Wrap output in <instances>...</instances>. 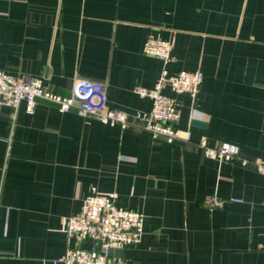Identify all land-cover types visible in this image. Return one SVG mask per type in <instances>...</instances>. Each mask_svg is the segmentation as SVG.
I'll return each instance as SVG.
<instances>
[{"label": "crops", "instance_id": "1", "mask_svg": "<svg viewBox=\"0 0 264 264\" xmlns=\"http://www.w3.org/2000/svg\"><path fill=\"white\" fill-rule=\"evenodd\" d=\"M150 34L175 38L170 61L143 52ZM163 68L204 73L195 97L163 89L180 111L173 142L138 117L122 127L45 100L32 113L21 104L12 126L0 105V264L92 248L68 237L67 219L111 193L144 215L131 264H264V0H0V70L12 76L63 97L77 79L100 82L108 107L133 114L152 107L135 87H154ZM203 137L240 155L210 157ZM213 194L222 206L207 204Z\"/></svg>", "mask_w": 264, "mask_h": 264}, {"label": "built area", "instance_id": "2", "mask_svg": "<svg viewBox=\"0 0 264 264\" xmlns=\"http://www.w3.org/2000/svg\"><path fill=\"white\" fill-rule=\"evenodd\" d=\"M174 44V37L164 39L150 34L144 42L143 52L168 62L171 60L170 53ZM203 77L204 73L200 69L170 72L163 68L154 87H135L141 97L151 99V109L137 110L129 114L108 107L105 86L100 82L77 79L71 96L63 97L46 89L38 78L15 77L0 70V105L12 108V126L21 104H25V110L32 113L40 100H45L56 104L62 112L75 108L81 116L94 115L102 122L119 124L122 127L135 125L132 119L138 117L144 122L141 125L143 129L173 142L181 137L175 126L180 111L176 100L165 94L163 89L169 86L177 93L195 97ZM200 145L208 156L218 160H230L240 155L239 146L229 141H224L219 146H211L203 137ZM242 161L247 162L246 159ZM255 165L259 171H264V158L256 161ZM116 198L117 194L111 193L89 195L84 199L82 208L67 219L65 230L68 237L92 239L94 246L81 248L69 243L62 255L52 259V264H131L123 258L108 256L107 252L109 249H125L138 244L144 232V215L118 206ZM231 200L241 201L239 198ZM206 202L211 207H220L224 200L213 194Z\"/></svg>", "mask_w": 264, "mask_h": 264}, {"label": "water", "instance_id": "3", "mask_svg": "<svg viewBox=\"0 0 264 264\" xmlns=\"http://www.w3.org/2000/svg\"><path fill=\"white\" fill-rule=\"evenodd\" d=\"M194 124H198L200 126H206L205 122L199 121V120H194ZM108 256H114V257H119L123 258L124 256V249H109L107 252Z\"/></svg>", "mask_w": 264, "mask_h": 264}, {"label": "rangeland", "instance_id": "4", "mask_svg": "<svg viewBox=\"0 0 264 264\" xmlns=\"http://www.w3.org/2000/svg\"><path fill=\"white\" fill-rule=\"evenodd\" d=\"M94 242V241H93Z\"/></svg>", "mask_w": 264, "mask_h": 264}]
</instances>
